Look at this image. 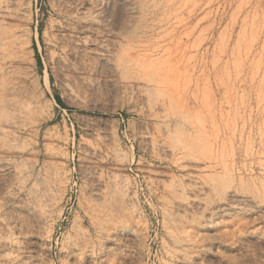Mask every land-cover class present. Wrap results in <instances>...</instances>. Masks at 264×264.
<instances>
[{"label": "rangeland", "instance_id": "rangeland-1", "mask_svg": "<svg viewBox=\"0 0 264 264\" xmlns=\"http://www.w3.org/2000/svg\"><path fill=\"white\" fill-rule=\"evenodd\" d=\"M0 264H264V0H0Z\"/></svg>", "mask_w": 264, "mask_h": 264}, {"label": "trees", "instance_id": "trees-1", "mask_svg": "<svg viewBox=\"0 0 264 264\" xmlns=\"http://www.w3.org/2000/svg\"><path fill=\"white\" fill-rule=\"evenodd\" d=\"M57 101L61 103V100H60V98H58V97H57Z\"/></svg>", "mask_w": 264, "mask_h": 264}, {"label": "bare ground", "instance_id": "bare-ground-1", "mask_svg": "<svg viewBox=\"0 0 264 264\" xmlns=\"http://www.w3.org/2000/svg\"><path fill=\"white\" fill-rule=\"evenodd\" d=\"M82 40V39H81Z\"/></svg>", "mask_w": 264, "mask_h": 264}]
</instances>
